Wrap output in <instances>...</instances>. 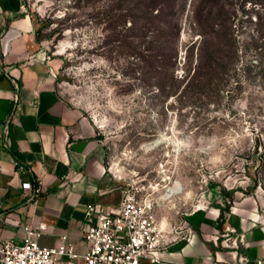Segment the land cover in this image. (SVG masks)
Returning a JSON list of instances; mask_svg holds the SVG:
<instances>
[{"label": "rangeland", "instance_id": "obj_1", "mask_svg": "<svg viewBox=\"0 0 264 264\" xmlns=\"http://www.w3.org/2000/svg\"><path fill=\"white\" fill-rule=\"evenodd\" d=\"M22 5L63 97L94 120L107 167L144 187L164 231L198 205L264 196V0Z\"/></svg>", "mask_w": 264, "mask_h": 264}, {"label": "crops", "instance_id": "obj_2", "mask_svg": "<svg viewBox=\"0 0 264 264\" xmlns=\"http://www.w3.org/2000/svg\"><path fill=\"white\" fill-rule=\"evenodd\" d=\"M38 28L22 0H0V236L20 242L24 224L43 222L40 245L67 243L82 254L88 215L95 222L99 209L113 212L124 182L106 165L100 128L58 89ZM16 163L41 182L36 204ZM221 207L195 210L175 233L163 230L158 264H264V196L234 202L218 228Z\"/></svg>", "mask_w": 264, "mask_h": 264}, {"label": "built area", "instance_id": "obj_3", "mask_svg": "<svg viewBox=\"0 0 264 264\" xmlns=\"http://www.w3.org/2000/svg\"><path fill=\"white\" fill-rule=\"evenodd\" d=\"M16 168L23 175L22 190L29 192L27 200L36 204L41 182L31 178L24 164L16 163ZM143 188L132 178L125 180L120 204L113 212L99 209L95 222L88 215L82 237L85 246L82 254L67 243L40 245L38 240L46 230V224L42 222L37 228L24 224L20 242L0 236V264H79L78 259L82 264H144L143 260L149 264L160 263L163 228L156 223L154 202ZM198 209L196 206L195 210ZM5 217L0 210V223ZM227 231L233 232L234 229L228 228Z\"/></svg>", "mask_w": 264, "mask_h": 264}, {"label": "trees", "instance_id": "obj_4", "mask_svg": "<svg viewBox=\"0 0 264 264\" xmlns=\"http://www.w3.org/2000/svg\"><path fill=\"white\" fill-rule=\"evenodd\" d=\"M228 206H224V207H221L220 208V214H219V217H218V228H220V224L222 223V221H223V218H224V212L226 211V210H228Z\"/></svg>", "mask_w": 264, "mask_h": 264}, {"label": "bare ground", "instance_id": "obj_5", "mask_svg": "<svg viewBox=\"0 0 264 264\" xmlns=\"http://www.w3.org/2000/svg\"><path fill=\"white\" fill-rule=\"evenodd\" d=\"M167 192H169V191H167ZM198 208H199V209H200V208H203V205H202V206H201V205H200V206L198 205Z\"/></svg>", "mask_w": 264, "mask_h": 264}]
</instances>
